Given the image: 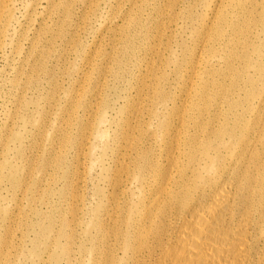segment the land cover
Instances as JSON below:
<instances>
[{"label":"bare ground","instance_id":"6f19581e","mask_svg":"<svg viewBox=\"0 0 264 264\" xmlns=\"http://www.w3.org/2000/svg\"><path fill=\"white\" fill-rule=\"evenodd\" d=\"M125 3L117 29L145 43L120 34L109 74L123 81L135 60V126L106 144L86 208L74 195L69 219L47 216L39 264H264V0ZM177 20L190 38L179 55L168 49Z\"/></svg>","mask_w":264,"mask_h":264},{"label":"rangeland","instance_id":"374dc122","mask_svg":"<svg viewBox=\"0 0 264 264\" xmlns=\"http://www.w3.org/2000/svg\"><path fill=\"white\" fill-rule=\"evenodd\" d=\"M125 2L6 3L13 21L10 28L0 22V264H39L41 246L34 239L47 216L69 219L74 195L86 208L93 190L103 186L106 144L113 146L127 124L135 126L129 121L136 109L130 104L137 96L135 60L123 81L109 74V55L125 46L121 35L136 46L145 43L128 24L125 34L117 29V10L130 9ZM148 17L144 12L135 23ZM177 25L168 49L179 55L178 42L188 45L190 38L180 20ZM145 115L138 118L144 124ZM136 134L133 128L130 135Z\"/></svg>","mask_w":264,"mask_h":264}]
</instances>
